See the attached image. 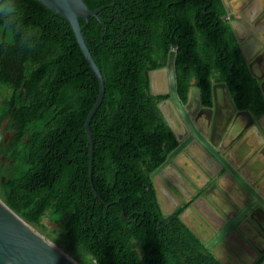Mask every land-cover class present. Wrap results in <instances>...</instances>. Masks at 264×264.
Instances as JSON below:
<instances>
[{
	"label": "trees",
	"instance_id": "16d2710c",
	"mask_svg": "<svg viewBox=\"0 0 264 264\" xmlns=\"http://www.w3.org/2000/svg\"><path fill=\"white\" fill-rule=\"evenodd\" d=\"M97 17L80 18L105 83L98 95L68 20L39 0H0V111L12 136L4 201L28 223L45 214L96 264H222L178 219L163 216L151 173L177 140L149 92L147 70L175 45L177 93L199 88L212 106L213 79L236 109L257 117L264 99L243 60L222 0H84ZM94 190L99 197L95 196Z\"/></svg>",
	"mask_w": 264,
	"mask_h": 264
},
{
	"label": "crops",
	"instance_id": "0c3cea01",
	"mask_svg": "<svg viewBox=\"0 0 264 264\" xmlns=\"http://www.w3.org/2000/svg\"><path fill=\"white\" fill-rule=\"evenodd\" d=\"M250 1L229 0L232 12L240 13ZM263 6L264 0H258L252 7L260 9ZM236 28L243 36L239 23ZM243 44L241 47L239 43L243 60L250 75L257 80L264 99L263 52L257 54L255 42L243 41ZM201 106L203 117L197 118L199 129L232 166L264 195V111L248 124L246 116L232 108L227 95L224 103L217 101L211 107ZM155 182L159 192L158 202L168 208L170 200L180 199L178 207H181L179 213L182 220L205 244L228 222L223 212L239 213L249 199L247 191L224 168H218L197 141L190 143L175 160L169 162L164 168V175L155 177ZM213 248L214 256L222 264H264V211L256 206Z\"/></svg>",
	"mask_w": 264,
	"mask_h": 264
},
{
	"label": "water",
	"instance_id": "95a60500",
	"mask_svg": "<svg viewBox=\"0 0 264 264\" xmlns=\"http://www.w3.org/2000/svg\"><path fill=\"white\" fill-rule=\"evenodd\" d=\"M47 7L51 8L53 11L63 15L70 23L72 30L74 32L76 41L87 60L89 67L93 71L95 77L98 80L99 91L96 100L89 110L86 119L84 121V130L88 136L90 142V166H89V179L90 184L92 183V164H93V137L90 129V121L96 112L97 108L100 106L104 93H105V83L101 70L94 59L87 42L85 41L84 33L82 31V26L80 24V18L87 21L88 15L97 17V12L99 8L90 9L86 5L84 0H39ZM227 15L223 19H228L231 22L232 29L236 34V24L238 22L243 23L242 30L245 32L243 36L239 39L237 35L235 36L238 44L245 41L246 37L249 36V31L264 43V6L260 9H254L252 6L257 4L258 0L250 1L247 7L241 9L240 13L232 12V7L229 0H222ZM236 22V23H235ZM246 28L249 30L247 31ZM252 42L255 40L251 37ZM264 55L263 53H261ZM175 56V48L173 47L169 51L168 55V74L165 68L156 69L149 71V92L152 95L157 96H167L166 99L161 100L159 107L162 111H165L164 106L169 105L173 113L175 114L177 120L179 121L180 129L173 125V121L169 119L168 115L165 114L167 118V124L172 130L176 137L177 145L173 148L166 156L165 160L152 171L151 177L152 184L155 190L156 198H159V192L157 184L155 182V177L164 175V168L169 162L175 160L177 155L181 153L190 143L197 141L199 146L206 151L213 159L218 168H224L236 181L239 183L246 191L249 196L245 207L236 213L232 211L231 213L223 212V217L228 220V222L216 233V235L211 239V241L205 242L199 238L194 232H192L187 224L182 220V216L179 213L181 207H178L181 200H170V206L166 208L161 202H158L160 210L163 216H172L175 212L177 213L178 219L202 242L205 248L210 251L213 255L215 250L213 246L218 240L225 236L231 228L237 224L244 215L254 210L256 206H259L264 211V195L261 191L254 188L249 181L241 175L232 164L221 154L220 149L216 148L206 136V134L199 129L197 125V118L203 117L201 106V97L199 88L196 86H191L187 92L186 101H182L177 93L176 79L173 68V59ZM261 57V56H260ZM161 74L159 78L160 86L155 87L156 79L155 76ZM223 87L231 106L236 109L229 91L225 83L212 84V102L216 105V95L215 89ZM208 109V108H207ZM240 115H245L247 118V123L251 124L255 120V116L247 109H237ZM95 196L100 198V195L96 190H94ZM158 201V200H157ZM178 207V208H177ZM235 214V215H234ZM235 237L240 239L237 233H234ZM217 258V257H216ZM218 259V258H217ZM219 260V259H218ZM0 264H79L71 256H69L65 251L59 248L57 245L46 239L39 232H37L28 222L24 221L19 214H17L12 208H10L6 203L0 199ZM250 264V262L248 263Z\"/></svg>",
	"mask_w": 264,
	"mask_h": 264
},
{
	"label": "rangeland",
	"instance_id": "374dc122",
	"mask_svg": "<svg viewBox=\"0 0 264 264\" xmlns=\"http://www.w3.org/2000/svg\"><path fill=\"white\" fill-rule=\"evenodd\" d=\"M234 35L235 36L237 35L239 39L242 37L237 32V30H236V34L234 32ZM243 45H244L243 42H240V46L243 47ZM221 83L222 82L220 81H215V79H213L212 81V84L214 85ZM7 94H8L7 90L0 87V106L5 102ZM161 102L162 101L158 99L157 106L164 120L165 121L167 120V118L165 117V114H167L169 119L175 122L178 126V129H180L179 121L177 120L171 108L169 106L166 107L167 113L166 111H162L161 108L159 107ZM11 136H12V129L10 127L8 116L0 111V197L2 199H4V191L1 187V182L4 178H6L12 173V169L14 166V160L7 151L8 143L11 139ZM29 224L42 236H44L46 239H48L49 241L57 245L59 248H61L63 251H65L79 264H96L95 259L91 255L83 252L81 249L71 244L67 239H65L60 234L59 222L52 220L49 217V214H45L39 223H29Z\"/></svg>",
	"mask_w": 264,
	"mask_h": 264
},
{
	"label": "flooded vegetation",
	"instance_id": "af4514ba",
	"mask_svg": "<svg viewBox=\"0 0 264 264\" xmlns=\"http://www.w3.org/2000/svg\"><path fill=\"white\" fill-rule=\"evenodd\" d=\"M224 7H225V6H224ZM225 11H226V9H225ZM227 14H228V13H227V11H226L225 15L222 16V19H223V17L226 16ZM224 20H227V21L229 22L231 28H232L231 22H230L228 19H224ZM236 22L239 23V25L244 26L243 23L238 22V21H236ZM244 27H245V26H244ZM232 30H233V29H232ZM246 30L249 31L247 28H246ZM243 33H245V32L243 31ZM251 37L255 40L254 42H255L256 45H257V49H258L257 54L260 53L261 51L263 52V51H264V43H263L261 40H259L257 37H255L254 35H252V33H251L250 31H249V36L246 37L245 41H250V40H251V39H250ZM245 41H244V42H245ZM173 47L175 48V45H172V44L169 45V48L167 49V53H166V55H165L164 57H161L160 59H158V60H157V65H156V66H153V67H150V68L147 70V74L149 73V71L156 70V69H161V68H165V70H166V72H167V74H168V71H169V67H168V55H169V51H170ZM174 59H175V56H174ZM174 59H173V68H174V73H175ZM175 79H176V78H175ZM190 83H191V85L189 86V88H190L191 86H194V85H193V83H194V79H191ZM176 88H177V85H176ZM189 88H188V90H189ZM188 90H187V92H188ZM166 98H167V96H164V97H162V98L159 99V100L161 101V100H164V99H166ZM212 104H213V102H212ZM210 107H211V106H210Z\"/></svg>",
	"mask_w": 264,
	"mask_h": 264
},
{
	"label": "bare ground",
	"instance_id": "6f19581e",
	"mask_svg": "<svg viewBox=\"0 0 264 264\" xmlns=\"http://www.w3.org/2000/svg\"><path fill=\"white\" fill-rule=\"evenodd\" d=\"M160 76H161V74H157L156 76H155V79H156V84H155V87L156 88H159V86H160V83H159V78H160ZM215 95H216V100L218 101V102H221V103H224L225 101H226V92H225V90H224V88L223 87H221V88H216L215 89ZM167 106H169L168 104H166L165 106H164V109H165V111H166V107ZM166 113H167V111H166ZM173 125H174V127L176 128L175 130H178V126H177V124L175 123V122H173ZM0 199L5 203V201L0 197ZM20 216V215H19ZM21 217V216H20ZM24 221H26L23 217H21ZM27 222V221H26ZM29 224V223H28ZM30 225V224H29Z\"/></svg>",
	"mask_w": 264,
	"mask_h": 264
}]
</instances>
